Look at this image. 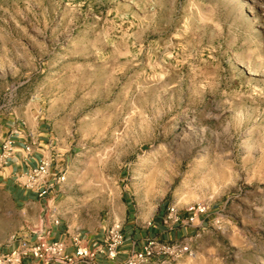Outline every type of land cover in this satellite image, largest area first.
Listing matches in <instances>:
<instances>
[{"label":"rangeland","instance_id":"obj_1","mask_svg":"<svg viewBox=\"0 0 264 264\" xmlns=\"http://www.w3.org/2000/svg\"><path fill=\"white\" fill-rule=\"evenodd\" d=\"M0 111L53 132L71 230L203 203L171 264H264V0H0ZM30 214L0 190V244Z\"/></svg>","mask_w":264,"mask_h":264},{"label":"crops","instance_id":"obj_2","mask_svg":"<svg viewBox=\"0 0 264 264\" xmlns=\"http://www.w3.org/2000/svg\"><path fill=\"white\" fill-rule=\"evenodd\" d=\"M1 117L2 113L0 111V153L1 144L6 139L14 142L15 149L7 164L0 166V190L9 196L14 205L19 207V210L24 215L26 210H31L29 220L34 221L35 224L28 235L13 237L8 244H0V253H7L13 250L18 245L19 239H26L31 243L43 239L47 242L63 241L67 245V253L70 254L74 251L71 246V238L73 236H79L81 244L91 249L94 243H100L103 240L105 231L109 226L119 222L122 225L125 240L120 248L118 257L114 261H108L98 256L96 263L124 264L127 254L131 251L140 250L148 238H157L165 241H189V236L194 233L195 228L203 226V216L196 217L195 223L190 225L186 222L190 217V214L185 212L186 207L179 209L173 203H166L160 205L149 219L142 221L141 226L139 225L138 213L134 217L130 216V209L125 206L121 221L112 220L109 217L92 232L71 230L64 223L62 215H60V198L65 189V180L58 187V190H55L46 198L39 199L35 193L22 189L14 178L17 172L25 173L35 168L41 159L49 161L51 171L60 167L64 171V177L66 178L67 162L65 161V155L59 150L57 139L53 136V132H49V127L46 123L38 122L34 127L29 128L25 127L24 123L16 121V118ZM26 146H30L29 152L24 151ZM171 205L176 206L178 209L182 222L167 228L163 225L162 219L167 207ZM22 264H29V262L25 260Z\"/></svg>","mask_w":264,"mask_h":264},{"label":"built area","instance_id":"obj_3","mask_svg":"<svg viewBox=\"0 0 264 264\" xmlns=\"http://www.w3.org/2000/svg\"><path fill=\"white\" fill-rule=\"evenodd\" d=\"M15 145L10 139L1 144L0 166H5L8 159L14 153ZM25 152L30 151V146L24 148ZM16 183L24 190L33 192L39 199L49 196L64 182V171L60 167L50 170V163L47 159H41L35 168L28 172H17L14 175ZM208 207L203 204L188 205L185 212L190 214L187 223L192 225L196 217L205 215ZM182 222L178 209L171 205L167 207L162 219L164 226H174ZM122 225L119 222L109 226L100 243H94L89 249L81 244L79 236L71 238L73 253H67V245L63 241L47 242L40 239L31 243L26 239H19L18 245L7 253H0V264H22L28 261L29 264H97L98 256L114 261L119 255L120 248L124 243ZM190 253L189 241H165L157 238H148L138 251H131L127 254L124 264H163L173 263L176 260Z\"/></svg>","mask_w":264,"mask_h":264}]
</instances>
